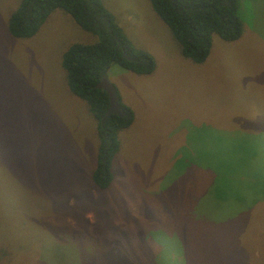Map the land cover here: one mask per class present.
<instances>
[{"label": "rangeland", "instance_id": "374dc122", "mask_svg": "<svg viewBox=\"0 0 264 264\" xmlns=\"http://www.w3.org/2000/svg\"><path fill=\"white\" fill-rule=\"evenodd\" d=\"M0 0V264H264V0H238L242 35L183 57L149 0H102L154 69L106 71L133 112L105 189L96 121L61 55L93 43L62 9L30 38Z\"/></svg>", "mask_w": 264, "mask_h": 264}, {"label": "trees", "instance_id": "16d2710c", "mask_svg": "<svg viewBox=\"0 0 264 264\" xmlns=\"http://www.w3.org/2000/svg\"><path fill=\"white\" fill-rule=\"evenodd\" d=\"M149 2L169 29L181 55L195 63L207 58L213 34L224 41H233L243 33L238 0ZM57 8L68 13L81 29L97 36L90 44L70 43L61 55V66L68 89L85 102L96 121L97 145L91 178L97 188L105 189L113 180L111 166L120 147L118 133L130 125L134 115L122 104L116 90L125 115L110 114L102 122L109 98L96 84L112 63L141 75L153 71L154 58L133 44L102 0H20L8 17L7 31L14 38H30Z\"/></svg>", "mask_w": 264, "mask_h": 264}, {"label": "water", "instance_id": "95a60500", "mask_svg": "<svg viewBox=\"0 0 264 264\" xmlns=\"http://www.w3.org/2000/svg\"><path fill=\"white\" fill-rule=\"evenodd\" d=\"M96 87L103 89L109 98V106L101 117L102 122H104L105 118L110 114L124 116L125 111L119 103V97L117 95L116 88L114 84L108 79L106 73L101 76L100 80L96 84Z\"/></svg>", "mask_w": 264, "mask_h": 264}]
</instances>
